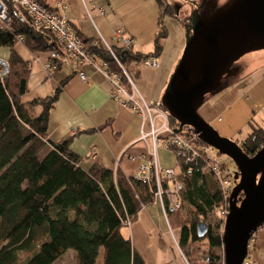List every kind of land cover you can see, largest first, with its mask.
I'll return each mask as SVG.
<instances>
[{
  "label": "trees",
  "instance_id": "trees-1",
  "mask_svg": "<svg viewBox=\"0 0 264 264\" xmlns=\"http://www.w3.org/2000/svg\"><path fill=\"white\" fill-rule=\"evenodd\" d=\"M38 1L43 4L44 0ZM158 3L162 14H171L166 2ZM7 14V28H0V46L8 51L9 66L0 77V264H52L67 250L73 252V264H142L120 229L152 202L155 183L124 177L96 162L84 166L69 150L68 140L47 138L49 112L65 79L51 95L22 102L30 66L14 46L20 36L30 52H49L55 47L54 37L33 28L20 7L10 5ZM77 35L88 54H98L107 69L120 74L125 82L123 72L135 81L138 71L132 67L159 55L164 31L161 28L156 34L152 52L112 47L113 56L99 41L89 42ZM58 62L49 58L48 67L55 68ZM168 123L172 129L177 127L169 116ZM179 133L190 132L183 127ZM263 144V127H252L238 143L247 156ZM184 157L180 155L176 161L181 203L168 213L169 227L178 229L177 246L187 264H222L221 221L216 216L222 205L220 188L213 179L212 186L206 182L205 176L210 174L201 160L188 162ZM182 204L192 209L187 222L179 216ZM210 213L219 219L216 224L206 221ZM198 221L206 225L202 237L195 234ZM200 241L206 243L201 251L195 246ZM202 253L206 262L198 261L197 255Z\"/></svg>",
  "mask_w": 264,
  "mask_h": 264
},
{
  "label": "crops",
  "instance_id": "crops-1",
  "mask_svg": "<svg viewBox=\"0 0 264 264\" xmlns=\"http://www.w3.org/2000/svg\"><path fill=\"white\" fill-rule=\"evenodd\" d=\"M44 1L51 7L60 2L62 6L57 7V11L66 16L83 39L105 41L115 48L122 47L121 41L114 38L115 32L120 30L123 36L132 39V50L143 54L152 52L154 38L163 28L164 35L159 38L161 50L155 58L157 66L132 67L138 71L133 83L140 94L146 101H159L180 56L185 28L172 13L162 14L158 0ZM165 1L169 6L170 1ZM198 2L185 1L189 13ZM14 47L30 66L22 102L51 95L58 82L65 79L49 112L47 138L53 142L68 140L69 150L81 158L84 166L96 162L124 177L133 176L152 147L151 138L139 139L136 115L128 105L120 104L110 96L108 80L90 67L71 60L49 68L48 51L30 52L22 44ZM7 54L6 48L0 46V56L7 57ZM250 60L255 66L245 72L243 66H236L235 72L226 78L225 86L207 96L198 112L220 136L237 144L252 127L264 128V53L253 54ZM240 69L238 76H241L236 80ZM80 71L85 79L80 77ZM153 147L159 166L175 167L170 149L162 142ZM92 150L93 155L90 154ZM120 234L130 241L142 264L184 263L177 246V234L167 230L161 208L154 199L139 209L134 220L120 229ZM251 244L250 257L255 264H264V225L255 230ZM67 252L70 263L68 260L64 263ZM52 264H73V252L65 251Z\"/></svg>",
  "mask_w": 264,
  "mask_h": 264
},
{
  "label": "water",
  "instance_id": "water-1",
  "mask_svg": "<svg viewBox=\"0 0 264 264\" xmlns=\"http://www.w3.org/2000/svg\"><path fill=\"white\" fill-rule=\"evenodd\" d=\"M199 0L184 24L180 56L161 93L159 103L167 115L196 138L225 155L235 165L234 186L228 197L221 229L223 264H240L247 242L264 225V144L245 155L232 139L220 136L198 113L205 97L216 94L233 66L246 53L264 49V0H226L209 11ZM206 225L198 221L195 234L202 237Z\"/></svg>",
  "mask_w": 264,
  "mask_h": 264
},
{
  "label": "built area",
  "instance_id": "built-area-1",
  "mask_svg": "<svg viewBox=\"0 0 264 264\" xmlns=\"http://www.w3.org/2000/svg\"><path fill=\"white\" fill-rule=\"evenodd\" d=\"M22 8L30 25L38 30L51 33L54 37L55 47L49 51L50 61L71 60L78 65L88 66L92 70L102 74L110 83V96L123 105H128L136 115L139 124V139L147 136L151 138L152 147L147 150L142 161L134 173L136 179L155 183L153 199L159 204L162 216L170 229L167 215L175 212L181 203V182L177 179L178 170L176 161L180 155L185 156V161L199 159L203 162L204 168L212 179L218 184L222 194V205L219 207L216 216L221 221V229L224 218L227 214L228 197L234 186L233 171L227 164L223 163L222 157L211 146L199 141L195 135L176 133L168 123V115L159 101H146L136 88L133 81L123 72L126 79L121 82L120 74L107 69L106 63L98 54L90 55L84 48L82 40L77 35L76 30L71 25L65 15L57 11V7L62 6L60 2H55L54 7L49 6L45 1L43 4L38 0H0V28H7L9 6ZM88 12V11H87ZM102 13V10L99 9ZM115 40H120L123 47H130L132 39L123 36L120 30L114 34ZM17 44H22L23 39L16 36ZM101 45L113 56L112 47L105 41H100ZM49 66V63L47 64ZM146 67H156L157 60L154 57H147L142 61ZM7 58L0 56V77L8 72ZM82 79L84 73L79 72ZM162 142L164 147L170 149L175 159V167H161L157 164L154 145ZM93 155V150L90 152ZM189 173V168L186 169ZM166 184V188L163 187ZM252 237L247 242L246 255L240 264H255L249 255ZM184 264H187L182 256ZM206 262L207 257L198 259ZM223 264V258H222Z\"/></svg>",
  "mask_w": 264,
  "mask_h": 264
},
{
  "label": "rangeland",
  "instance_id": "rangeland-1",
  "mask_svg": "<svg viewBox=\"0 0 264 264\" xmlns=\"http://www.w3.org/2000/svg\"><path fill=\"white\" fill-rule=\"evenodd\" d=\"M163 1L166 2L165 0H163ZM169 1H170L169 2V7H170V11L172 13V16L175 17L177 19V21L181 25H184L183 23L187 20V17L190 14L189 13V10L187 9L188 6L185 3L186 0H169ZM225 1L226 0H210V1H207V2L203 3L202 5H200V6H202V9L201 10L209 11L211 9V7H213L214 5L215 6H220ZM258 53H264V49H262V50H256L255 52L252 51V52H249V53L244 54L237 61L234 62L233 66H239V67H242L243 66V70L242 71H244V72L246 70L250 69V68H253L255 66V64H254L255 62L250 63L251 62L250 56H252L253 54H258ZM241 69L238 71V73L235 76L236 77V80H238L240 78V76H241V74L238 76V74L241 71ZM205 98H207V97H205ZM199 108H198V112H199ZM221 157H222L223 163L227 164L228 167L232 171H234L235 170L234 163L228 157H226L225 155H221ZM205 178H206V182L210 186H212V178L210 176H208L207 174H206ZM191 211H192V209L184 204L183 207H181V209L179 210V216L181 218H184L186 220V222H187L188 219H189V217H190ZM218 220L219 219L213 213H210L208 215L206 221L207 222H210L211 224H216ZM171 227H172V229L171 228L168 229V227H167V230H173V233L174 234H177L178 233L177 232L178 229L175 228V227H173L172 225H171ZM195 246H197L198 249L201 251V250H204L206 248V243L204 241H200V242H197L195 244ZM68 254H69L68 252L65 253V262L64 263H67L66 262L67 260L69 261V263L71 262V260H69V255ZM202 256H204L203 253L197 255V257H202Z\"/></svg>",
  "mask_w": 264,
  "mask_h": 264
},
{
  "label": "bare ground",
  "instance_id": "bare-ground-1",
  "mask_svg": "<svg viewBox=\"0 0 264 264\" xmlns=\"http://www.w3.org/2000/svg\"><path fill=\"white\" fill-rule=\"evenodd\" d=\"M242 140V139H241ZM244 140V139H243Z\"/></svg>",
  "mask_w": 264,
  "mask_h": 264
},
{
  "label": "flooded vegetation",
  "instance_id": "flooded-vegetation-1",
  "mask_svg": "<svg viewBox=\"0 0 264 264\" xmlns=\"http://www.w3.org/2000/svg\"><path fill=\"white\" fill-rule=\"evenodd\" d=\"M167 3V2H166Z\"/></svg>",
  "mask_w": 264,
  "mask_h": 264
}]
</instances>
